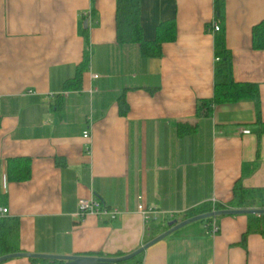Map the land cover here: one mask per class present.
I'll return each instance as SVG.
<instances>
[{"label": "crops", "instance_id": "obj_1", "mask_svg": "<svg viewBox=\"0 0 264 264\" xmlns=\"http://www.w3.org/2000/svg\"><path fill=\"white\" fill-rule=\"evenodd\" d=\"M216 1L223 20L214 34ZM116 10L117 0H0V209L19 219L25 253L130 255L195 209H234L235 186L257 191L245 209H262L264 50H253L251 34L264 0H141L145 40L162 23L176 27L160 58L118 42ZM220 43L233 80L258 85V106L243 99L200 114L214 96ZM86 52L79 89H66ZM20 158L31 178L10 183L8 160ZM81 199L120 216L77 218ZM140 204L155 211L150 221ZM249 216L188 225L123 264H264V215H252L257 232Z\"/></svg>", "mask_w": 264, "mask_h": 264}, {"label": "trees", "instance_id": "obj_2", "mask_svg": "<svg viewBox=\"0 0 264 264\" xmlns=\"http://www.w3.org/2000/svg\"><path fill=\"white\" fill-rule=\"evenodd\" d=\"M223 20V3L215 2V21L220 24ZM117 40L121 45H138L142 55L146 58H160L162 56V45L176 39V27L174 22L160 24L157 29L156 39L147 41L144 38V31L141 24V0H117L116 10ZM252 48L255 51L264 50V20L252 29ZM214 76V96L209 101L200 102L199 113L209 114L215 105L233 104L243 99H252L258 106L259 88L256 84L236 83L231 74V57L223 44L215 45ZM90 59L88 52L84 55V60L77 68L75 77L65 84L66 89L77 90L80 87L83 73L89 68ZM258 115V110H257ZM264 133V126L260 125L259 134ZM1 170V162H0ZM31 178V163L28 159H9L7 163V180L10 183H23ZM256 190L245 189L235 186L233 189V199L231 207L234 209H245L254 201ZM7 204V196L0 194V208ZM224 206L206 205L195 209L187 214L186 218L222 210ZM248 232L259 231L258 221L253 220L250 215ZM213 219L202 221L211 222ZM24 251L20 245V221L18 218L5 217L0 219V258ZM37 264H64L60 261H47L30 259ZM123 264V263H122Z\"/></svg>", "mask_w": 264, "mask_h": 264}, {"label": "water", "instance_id": "obj_3", "mask_svg": "<svg viewBox=\"0 0 264 264\" xmlns=\"http://www.w3.org/2000/svg\"><path fill=\"white\" fill-rule=\"evenodd\" d=\"M226 215H264L263 209H222L215 210L206 214L198 215L196 217L188 218L182 222L172 220L167 224L168 229L159 237L143 246L136 252L122 256V257H92V256H56V255H38L30 253H17L11 254L0 258V264L18 258L38 259L47 261H60L64 264H122L130 261L142 253L146 252L151 246L167 238L168 236L176 233L177 231L185 228L188 225L202 222L208 219H214L218 216Z\"/></svg>", "mask_w": 264, "mask_h": 264}, {"label": "built area", "instance_id": "obj_4", "mask_svg": "<svg viewBox=\"0 0 264 264\" xmlns=\"http://www.w3.org/2000/svg\"><path fill=\"white\" fill-rule=\"evenodd\" d=\"M85 17L88 19L91 18V12L85 13ZM212 33L220 32V25L214 20L210 25ZM218 61V58L215 59V62ZM93 78H99L98 75H94ZM243 134H249L248 131H243ZM85 138H90V133L87 132L84 135ZM215 205V204H214ZM262 209L264 210V200L262 203ZM215 211V210H213ZM138 213L143 217L145 221H150L155 211L149 210L144 204L138 206ZM89 214H94L100 218H108L109 220H117L120 216V212L114 209H110L106 205H103L100 201L92 199H81L78 204V213L76 214L77 218H84ZM8 209H0V219L7 217ZM211 234L215 235L218 232V228L214 225L210 229Z\"/></svg>", "mask_w": 264, "mask_h": 264}]
</instances>
